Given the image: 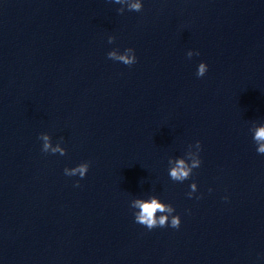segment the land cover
I'll return each instance as SVG.
<instances>
[{
    "label": "clouds",
    "instance_id": "1",
    "mask_svg": "<svg viewBox=\"0 0 264 264\" xmlns=\"http://www.w3.org/2000/svg\"><path fill=\"white\" fill-rule=\"evenodd\" d=\"M115 4L121 5L117 9L119 14H123L125 6L128 11L141 12L143 9L142 0H111ZM116 37L110 35L108 37V43L112 44L115 42ZM198 51L194 52L189 50L186 55L191 59L194 55L198 56ZM108 59L118 61L124 65L131 66L137 62L135 50L133 48H126L123 52L118 49H112L107 53ZM208 71V65L205 62H201L198 65L196 75L197 77H203ZM253 132V140L257 145L256 151L259 154H264V124L254 126L250 129ZM42 143V151L45 153L56 154L59 153L61 156L66 154V149L61 146L60 142L53 145L51 136L48 133H41L38 137ZM195 149V150H193ZM201 151V142L197 140L194 145H189L188 151L183 157L169 158V176L173 181L183 182L189 179L192 175L193 169L199 168L202 161L199 153ZM90 163L83 162L72 168H65L64 174L66 176H79L83 179L88 170ZM76 187H79V181H76ZM190 191L187 193L189 198H192L193 194L197 191V184L193 182L190 185ZM211 191V190H210ZM199 199V197H197ZM227 199V197H225ZM130 207L134 209L135 222L145 226L148 230H152L156 227H167L170 226L174 229H178L181 224V218L179 215H173L175 212L174 207L171 204L162 202L157 196L152 195L147 199L134 198L131 200Z\"/></svg>",
    "mask_w": 264,
    "mask_h": 264
}]
</instances>
